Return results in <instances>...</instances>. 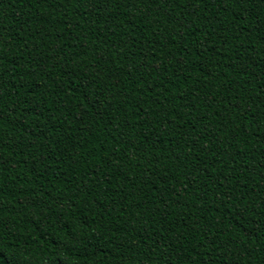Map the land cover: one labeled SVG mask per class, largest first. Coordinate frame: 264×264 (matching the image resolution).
Listing matches in <instances>:
<instances>
[{
    "label": "trees",
    "instance_id": "obj_1",
    "mask_svg": "<svg viewBox=\"0 0 264 264\" xmlns=\"http://www.w3.org/2000/svg\"><path fill=\"white\" fill-rule=\"evenodd\" d=\"M0 264H264V0H0Z\"/></svg>",
    "mask_w": 264,
    "mask_h": 264
},
{
    "label": "snow or ice",
    "instance_id": "obj_2",
    "mask_svg": "<svg viewBox=\"0 0 264 264\" xmlns=\"http://www.w3.org/2000/svg\"><path fill=\"white\" fill-rule=\"evenodd\" d=\"M0 259H2V258H0Z\"/></svg>",
    "mask_w": 264,
    "mask_h": 264
}]
</instances>
